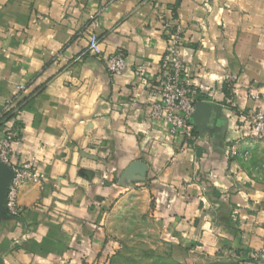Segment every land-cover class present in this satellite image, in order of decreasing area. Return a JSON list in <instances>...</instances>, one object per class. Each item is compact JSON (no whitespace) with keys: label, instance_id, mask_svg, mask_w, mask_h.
<instances>
[{"label":"crops","instance_id":"0c3cea01","mask_svg":"<svg viewBox=\"0 0 264 264\" xmlns=\"http://www.w3.org/2000/svg\"><path fill=\"white\" fill-rule=\"evenodd\" d=\"M173 17L198 102L191 138L149 113ZM92 31L124 53L121 74L88 52ZM13 98L0 139L14 129L11 165L44 182L20 187L17 214L0 210V264H93L107 253L103 207L137 191L180 264L261 249L264 178L245 151L247 114L264 108V0H0V113ZM135 160L144 172L125 176Z\"/></svg>","mask_w":264,"mask_h":264},{"label":"built area","instance_id":"2783aa9c","mask_svg":"<svg viewBox=\"0 0 264 264\" xmlns=\"http://www.w3.org/2000/svg\"><path fill=\"white\" fill-rule=\"evenodd\" d=\"M154 2L160 0H152ZM163 35L166 40V48L161 57L160 65L156 76L151 81V93L155 100L149 104V113L152 117L164 121L171 134L183 131L187 138H191L193 127L190 123L192 114L195 110L196 94L191 88L188 73L185 69L183 59L180 53V46L183 41L182 28L173 17L163 21ZM91 24L96 27L98 21L93 19ZM87 50L92 55L105 61L106 70L111 76L122 73L125 68L124 53L117 50L112 53H106L101 48V42L98 34L92 31L89 35ZM135 74L139 77H145V66L137 65ZM249 97L256 99L257 94L251 90ZM13 98L6 104L3 113H7L13 106ZM250 123V138L257 141H264V108L257 107L247 114ZM17 137L14 129L7 128L0 139V161L11 167L14 171V177L11 179L7 192L5 207L11 214H17L19 211V190L20 187L30 182L43 185L44 175L38 174L30 162H23L19 166H13L10 162V152L12 143ZM259 258H264V242L261 249L250 258L240 259L239 264H254Z\"/></svg>","mask_w":264,"mask_h":264},{"label":"rangeland","instance_id":"374dc122","mask_svg":"<svg viewBox=\"0 0 264 264\" xmlns=\"http://www.w3.org/2000/svg\"><path fill=\"white\" fill-rule=\"evenodd\" d=\"M251 143L245 151L246 158L249 157L257 176L264 178V141ZM103 211L102 229L108 245L107 253L96 257L91 263L180 264L170 255V243L159 237L143 193L132 192L110 208L108 201ZM260 259L264 258H259L254 264H259Z\"/></svg>","mask_w":264,"mask_h":264},{"label":"water","instance_id":"95a60500","mask_svg":"<svg viewBox=\"0 0 264 264\" xmlns=\"http://www.w3.org/2000/svg\"><path fill=\"white\" fill-rule=\"evenodd\" d=\"M197 106H198V102L196 101L195 110L192 114V117L194 116L197 110ZM145 168H146L145 164H143L141 161L135 160L129 164L124 174L127 177H131L135 173L144 172ZM13 177H14L13 169L0 161V210L6 209L5 207L6 192L8 185Z\"/></svg>","mask_w":264,"mask_h":264},{"label":"trees","instance_id":"16d2710c","mask_svg":"<svg viewBox=\"0 0 264 264\" xmlns=\"http://www.w3.org/2000/svg\"><path fill=\"white\" fill-rule=\"evenodd\" d=\"M8 115V112L7 113H3L1 116H0V123L3 122V120L7 117Z\"/></svg>","mask_w":264,"mask_h":264}]
</instances>
